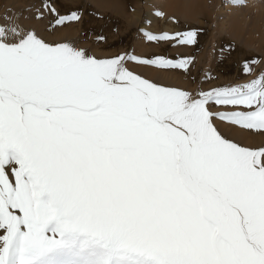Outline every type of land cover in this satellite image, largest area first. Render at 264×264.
Segmentation results:
<instances>
[{
  "label": "snow or ice",
  "instance_id": "6c2138e0",
  "mask_svg": "<svg viewBox=\"0 0 264 264\" xmlns=\"http://www.w3.org/2000/svg\"><path fill=\"white\" fill-rule=\"evenodd\" d=\"M43 9L55 26L80 19ZM143 36L192 45L196 33ZM192 64L97 58L0 27V264H32L72 233L105 241V264H264V146L217 125L264 133V73L193 92L139 71L188 75Z\"/></svg>",
  "mask_w": 264,
  "mask_h": 264
},
{
  "label": "bare ground",
  "instance_id": "6f19581e",
  "mask_svg": "<svg viewBox=\"0 0 264 264\" xmlns=\"http://www.w3.org/2000/svg\"><path fill=\"white\" fill-rule=\"evenodd\" d=\"M130 1L133 0L82 1L84 6L82 12L85 13L87 22L81 30V36L86 41V46L92 42L94 46L92 49L96 52H107L112 56L119 55L120 53L116 52V49L111 48L119 44L118 38L121 31L134 24L135 27L132 32H127L135 39L131 44L132 53L145 57L162 55L175 58L174 56L180 55L177 50H184V54L176 58H192L193 64L190 68L195 77L193 84L192 82L186 84H192L194 90H196L200 80L204 84L202 86L199 83L201 88L207 86L212 89L230 86L231 84H241L243 80L255 76L259 70V75L264 73V0H238L235 3L232 0H146L147 18L141 29L137 27L141 18L140 0H134L135 9L132 10V13L129 10ZM1 3L3 2L0 0V6H3L4 4ZM61 8L63 9V7ZM94 9L98 11L100 18H97L98 20H95L93 14H91ZM157 13H163V15L158 16ZM100 14L103 16L113 15V18L116 19V26L121 29L119 30L116 27V32L110 31L113 20L105 22ZM49 18L50 14H47L42 21L33 19L31 22L29 20L19 22V19L15 17L5 20L3 28L9 30L12 28L18 30L34 29L49 42H57L62 36L74 37L78 34L77 30L66 31L64 29L56 34L54 31L51 32L46 26L49 23ZM160 28L163 31L173 33H179V31L185 29H188L187 32L194 31L196 33L195 43L192 45H176L174 41L159 44L146 41L143 32L152 33L154 31L157 33L152 34L157 35L165 33H158ZM113 41L114 43L109 46L104 45V43L107 44ZM103 45L109 47V49L105 51L106 48H103ZM221 56L223 57L220 58ZM246 61L251 62L252 73L250 75L243 70ZM142 71L147 76L160 74L161 77H170L171 79V76L181 74V70L180 72L177 71L176 75L173 71H158L151 68H142ZM177 82L179 81L177 80ZM182 83L180 84L184 87L185 83Z\"/></svg>",
  "mask_w": 264,
  "mask_h": 264
},
{
  "label": "rangeland",
  "instance_id": "374dc122",
  "mask_svg": "<svg viewBox=\"0 0 264 264\" xmlns=\"http://www.w3.org/2000/svg\"><path fill=\"white\" fill-rule=\"evenodd\" d=\"M82 1L83 0H75V1L74 0H49V2L53 3L54 7L59 6L57 9L62 16H67V15L71 14V12H74V11L80 15V19L78 21H72V22H69L65 25L55 26V25H53L54 20H53L51 14L43 9L44 0H21V1L20 0H11L9 2L7 0L6 1L1 0V2H3L1 4L2 5L4 4V5L0 6V27H3L5 25V22H4L5 20L12 19L15 17L17 19H19V22H22L23 20H29L31 22L33 19H35L36 21H42V20H37L36 16H37L38 11H44L45 18L47 16V14H50L49 23L46 26L49 28V30H51V32L54 31L56 34L57 32H60L62 29L66 30V31L67 30H75V31L77 30L78 34L75 35L74 37L62 36L61 39L57 40V42L69 43L73 47L86 50L90 55H94L97 58H110V57H112V55L107 54V52L102 53V52L94 51V49H92L94 47L92 42H90V44L86 46V43H85L86 41H84L82 36H81V30L86 26V22H87V19H85V13L82 12V9L84 7ZM134 2H135L134 0L130 1V8H131V9L129 8L130 13H132L135 9ZM84 4H86V3H84ZM145 4L147 5L146 0H140L139 7L141 8V14H140L141 18L137 24V27L140 29L143 27L144 23L146 22V18H147V8H146ZM88 5L90 6L91 4H88ZM61 7H63V9ZM1 8H3V9H1ZM95 9L92 11L91 14H93V18L95 20H98L97 18H99V14H98V11ZM100 15L103 17V20L105 22H109L110 20H113V24L111 26L110 31L116 32L117 31L116 27L119 30L121 29L118 26H116V22H115L116 19L113 18V15H111V14L106 15V16H103L102 14H100ZM122 16H124V15L122 14ZM118 21H120V20H118ZM102 24H105V23H102ZM134 27H135V25L131 24L130 27H128L124 31H121V34L118 38L119 44L118 45L116 44L113 47L111 46L112 47L111 49H114V50L116 49L115 51L119 52V53L132 52V45L131 44H133L135 39H133L131 37V34L129 35L127 32H132ZM186 30H188V29H185L183 31H179V33H187ZM184 31H186V32H184ZM160 32H165V33H168L170 35L173 33L170 31L169 32L163 31L162 28H160V31L158 33H160ZM152 33H157V32L152 31ZM173 34H175V33H173ZM115 36H117V35H115ZM120 38H121V40L122 39L123 40L121 41ZM113 43H114V41L108 42L107 44L104 43V45L109 46ZM129 43H130V45H129ZM107 46L103 47V48H106L105 51L107 49H109V47H107ZM120 46H122L123 48L122 47L120 48ZM177 51H178V53H180V55H183L185 52L184 50H177ZM152 52H153V50H152ZM180 55H176L174 57L176 58L177 56H180ZM222 57L223 56H221L220 58H222ZM139 71L142 72L146 78H150L154 82L160 83V84L165 85V86L179 87V88H182L184 90H190L193 92H197L200 90L207 91L210 89L207 86H204L203 88H201L199 86V83H201L202 86L204 84L202 83V80H200L196 86V90H194V87L192 84H193L195 76L192 73V70L190 71V74H188V75H185L184 73H182V70H181V74L178 73L179 74L178 75L177 71L180 72V70H173V73L175 75L176 74L177 75L171 76L169 74V76H171L172 79L170 77H161L160 74H158L157 76L156 75L155 76H147L142 71V69H140ZM259 72H260V70L257 71L255 76H250L249 78L243 80V82L241 84L247 83L250 80L257 78L259 76ZM174 77H175V80H174ZM176 79L179 82H177ZM180 79H181V81H180ZM248 79H249V81H248ZM182 82L185 83L184 87L181 86V84H183ZM191 82H192L191 85L186 84V83L189 84ZM230 86H234V84H231ZM221 110H225V109H221ZM217 125H218L219 130L222 132V134H224L229 139H233L235 142H240V143H243L245 145L252 146V147L264 146V133H259V132L249 133L246 131L241 132V131L236 130L235 128H229V127L225 126V124L223 122H220V121H217ZM110 257H111V251H110V248L107 246L105 241L100 240L98 238L91 237L90 235L85 234V233H72V234H67L64 237V241L62 244L53 248L50 251L45 252L43 255L36 257L33 260L32 264H105V261L109 260ZM9 264H18V255H10L9 256ZM112 264H143V261H141L135 257L130 258V259H126V260H122V261H117L115 258H112Z\"/></svg>",
  "mask_w": 264,
  "mask_h": 264
}]
</instances>
